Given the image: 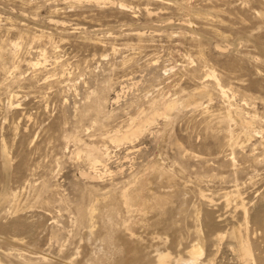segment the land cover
Instances as JSON below:
<instances>
[{
	"label": "rangeland",
	"instance_id": "rangeland-1",
	"mask_svg": "<svg viewBox=\"0 0 264 264\" xmlns=\"http://www.w3.org/2000/svg\"><path fill=\"white\" fill-rule=\"evenodd\" d=\"M193 245L264 264V0H0V264Z\"/></svg>",
	"mask_w": 264,
	"mask_h": 264
},
{
	"label": "bare ground",
	"instance_id": "bare-ground-1",
	"mask_svg": "<svg viewBox=\"0 0 264 264\" xmlns=\"http://www.w3.org/2000/svg\"><path fill=\"white\" fill-rule=\"evenodd\" d=\"M218 83V82H217ZM220 84V83H219ZM218 87H219V85H218ZM221 87V86H220ZM223 87V86H222ZM221 87V88H222ZM220 90V89H219ZM222 92H223V89H222ZM225 93V92H224ZM171 103H172V101H171ZM175 102H174V104H168L167 105V108H166V111L167 110H170V109H172L173 107L175 108ZM165 107H166V105H165ZM98 109V108H97ZM97 111V110H96ZM154 113V112H153ZM157 113V112H156ZM166 114V113H165ZM151 116V115H150ZM155 116V115H154ZM227 116V115H226ZM147 120L149 119V118H152V117H145ZM228 118H229V115H228ZM145 119V120H146ZM151 120L152 119H150V121L149 122H151ZM143 122V121H142ZM148 122V123H149ZM147 123V122H146ZM140 129V128H139ZM134 130V131H133ZM132 131L133 132H130L129 133V130H127L126 132H125V134L123 135V138L124 139H129L131 136L130 135H134L135 136V134L139 131L138 130V128L135 130V129H133ZM131 131V130H130ZM234 136V135H233ZM235 137H237V136H235ZM111 138H113L112 136H111ZM122 138V139H123ZM113 140H115V139H113ZM94 148H92V150H93ZM90 152V151H89ZM93 152V151H92ZM88 155H89V153H88ZM97 156H99V154L97 155ZM97 156H95L94 155V152L91 154L90 153V155L88 156L89 158V160L92 162V165H93V167H94V165H96V163L97 162H99L100 160H99V158L97 157ZM101 156V155H100ZM104 156V155H103ZM138 193V192H137ZM230 193V192H229ZM229 193H228V196H229ZM121 197L123 198V200H124V203L125 204H129L130 202H135V201H137L138 199H139V197L136 195V196H132V195H130V192L128 193L127 192V190L126 191H122V195H121ZM203 197H204V195H203ZM131 204V203H130ZM92 209V208H91ZM86 211V210H85ZM93 211V210H92ZM82 212H83V210H82ZM112 215V214H111ZM91 216V212H89V215L88 214H86V213H82L81 215H80V217H79V220H84V219H86L87 220V218L88 217H90ZM90 220V219H89ZM92 220V219H91ZM108 234H110V233H108ZM111 236V235H110ZM106 239V238H105ZM239 239H240V237H239ZM110 241H111V239H110V237H108L107 239H106V242H107V244H109L110 245ZM245 241V240H244ZM189 250V249H188ZM240 250H241V252L243 253V256H244V258H247V259H250L251 257H252V253H251V250H250V248H249V245L247 244V243H245V242H242V240L240 241ZM202 251L203 250H201V246H199V245H193L192 247H191V249L188 251V253L190 254V259L189 260H183L182 258L181 259H177V261H176V264H188V263H193V262H195L196 261V259H198V258H200L202 255ZM159 256H158V261H159V264H161V262L162 261H164V260H166V258H167V255L168 254H158ZM198 256H200V257H198ZM102 260V259H101ZM199 260V259H198ZM246 261V260H245ZM252 261H253V259H252ZM252 261H251V263H252ZM256 263V262H255ZM246 264H248V262H246Z\"/></svg>",
	"mask_w": 264,
	"mask_h": 264
}]
</instances>
